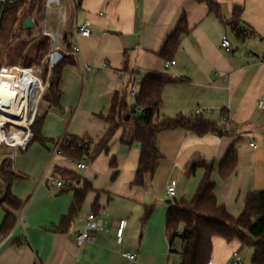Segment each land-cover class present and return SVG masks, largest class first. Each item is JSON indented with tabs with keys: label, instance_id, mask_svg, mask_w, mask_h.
I'll list each match as a JSON object with an SVG mask.
<instances>
[{
	"label": "crops",
	"instance_id": "crops-1",
	"mask_svg": "<svg viewBox=\"0 0 264 264\" xmlns=\"http://www.w3.org/2000/svg\"><path fill=\"white\" fill-rule=\"evenodd\" d=\"M215 1L221 20L198 0H79L76 8L68 6L71 17L65 32L71 36L75 25L88 21L91 35L79 40L80 51H72L74 64L65 66L60 105L47 107L42 134L52 140L44 146L49 152L46 160L51 156L49 164L29 174L15 164L18 156L13 160V169L22 178L13 182L12 192L24 204L19 210L0 209V227L6 210L17 217L11 233L0 235V264H169L172 252L166 222L170 208L164 205L169 180L178 181L174 199L191 200L205 172L204 167L193 166L200 161L213 164L217 201L233 217L241 214L249 194L264 190V110L260 108L264 99V0ZM238 8L240 26L248 34L245 38L228 25ZM183 18L188 32L181 35L177 50L167 60L161 56L162 49ZM224 36L231 42L230 51L222 46ZM172 60L176 63L165 68ZM157 73L167 74L172 81L163 89L156 118L199 115L227 133L198 135L184 128L161 131L157 145L163 158L146 187L132 184L141 150L123 129L116 131L107 151L86 162L85 169L77 168L78 161L56 153L65 135L87 134L98 141L105 134L109 122L104 117L112 96L128 89V82L118 80L120 76L126 81H143ZM77 90L78 101H73ZM128 103L134 105L135 99L129 97ZM199 108L204 111L197 113ZM230 150L237 153V165L222 179L218 167ZM113 157L116 168L110 166ZM56 168L76 171L94 188L66 232L57 231V225L70 208L73 191L62 193L63 187L50 184V177L64 182L54 175ZM148 207L153 211L146 218ZM92 213L103 220L104 229L92 233L94 241L79 245L77 235ZM122 220L126 224L119 244ZM244 247L237 239L214 238L211 264L233 262L234 252L244 264L240 253ZM128 253L135 254V259H128Z\"/></svg>",
	"mask_w": 264,
	"mask_h": 264
},
{
	"label": "trees",
	"instance_id": "trees-1",
	"mask_svg": "<svg viewBox=\"0 0 264 264\" xmlns=\"http://www.w3.org/2000/svg\"><path fill=\"white\" fill-rule=\"evenodd\" d=\"M205 3L218 19H222L220 6L215 0H198ZM28 8L25 16L21 15L24 8ZM39 8V9H38ZM35 9L40 11L38 0H20L14 6L9 7L3 20L2 28L10 21L20 27L16 28L15 35L25 26L27 18L32 19ZM241 9H235L233 18L228 22L232 30L241 38L248 36L246 30L240 26ZM21 16L19 20L17 16ZM26 28V27H25ZM27 30H31L26 28ZM188 32L186 20H180L175 32L168 37L161 52V56L171 60L180 43L182 34ZM69 33H66L63 53L53 69L50 86L47 89L45 102L48 108L58 107L62 98L60 88L63 69L68 64H74L72 56L71 41ZM48 51V41L44 38L37 44L35 54L31 58H26L22 63L24 66L39 63ZM172 81L165 73H157L146 76L140 86L135 104L129 105L127 89L123 94L118 92L112 96L111 104L107 115L104 117L109 122V128L98 140H93L89 135L82 136L65 135L64 144L61 145V153L67 158L86 162L94 161L102 151L108 150V144L117 130L123 129L124 134L130 131V142H138L140 145V157L135 174L133 185L146 187L148 181L152 179L159 161L163 158L158 149L157 136L161 131L184 128L198 135L207 132H217L224 135L225 129L217 126L213 122L196 116L186 118L178 116L176 118H156L162 106V92L165 85ZM47 113V112H46ZM46 113L39 115L34 126V136L29 144L38 142L46 145L52 142L42 134ZM128 142L127 144H129ZM28 146V147H29ZM1 157V156H0ZM237 165V153L230 150L218 167V172L222 179L230 176ZM110 166L116 168V159L113 157ZM204 167V175L197 187L195 195L191 200H173L168 215L166 228L170 237V252H178L180 255L179 264H208L212 258L214 238L219 237L228 242L239 240L243 246L254 250L251 264H264V190L249 194L245 200L244 208L238 217H233L227 209L218 203L214 193L216 182L213 179L214 165L200 161L192 169ZM55 175L61 177L65 186L62 193L73 191V200L70 208L64 214L57 231L66 232L79 215L85 198L94 188L90 182L83 178L76 171L67 169H55ZM22 178L12 169V163L7 158H0V182L4 183V188L0 189V209L4 205L13 210H19L24 204L21 199L12 192V184L15 180ZM153 208H147L146 218L152 213ZM17 217L10 211H6L5 218L0 227V235L7 236L14 229ZM176 239L179 240V251L175 247Z\"/></svg>",
	"mask_w": 264,
	"mask_h": 264
},
{
	"label": "built area",
	"instance_id": "built-area-1",
	"mask_svg": "<svg viewBox=\"0 0 264 264\" xmlns=\"http://www.w3.org/2000/svg\"><path fill=\"white\" fill-rule=\"evenodd\" d=\"M20 0H0V34L3 20L9 7L14 6ZM41 7V15L38 22L34 18L33 27L39 32L33 39L34 42L44 38L48 41V51L43 58V64L47 68V76H43L40 65L32 64L24 66L21 63L6 65L0 68V156L14 157L18 150H25L31 143L34 132L33 126L39 116L40 108L47 93L50 73L55 66L59 54L63 51L66 36V24L68 20V3L75 8L79 0H38ZM91 35L90 23L88 21L77 24L70 36L71 48L73 52L80 51L79 40ZM222 46L225 50L232 49L230 40L222 37ZM176 61H169L165 68L174 65ZM43 65V66H44ZM87 70H91L89 65H85ZM122 83L127 84V94L131 99H135L140 91L142 79L131 78L126 81L122 76L118 78ZM260 108L264 110V99L260 102ZM204 109H197V113H202ZM206 111H210L207 109ZM57 147V154L61 153V145ZM251 146H255L254 143ZM8 150V152H5ZM77 168H87L85 160L77 163ZM51 185L64 187V182L53 177L49 178ZM178 181L169 180L166 186V197L173 200L176 197ZM126 221H120L117 231V241H122L123 230ZM104 222L94 213L87 217L86 227L77 235V242L82 245L87 241H94L93 232L102 231ZM176 247V246H175ZM171 248V247H170ZM128 259L134 260L135 254L128 253ZM233 264H241V257L238 252L233 253ZM210 260L208 264H211Z\"/></svg>",
	"mask_w": 264,
	"mask_h": 264
},
{
	"label": "rangeland",
	"instance_id": "rangeland-1",
	"mask_svg": "<svg viewBox=\"0 0 264 264\" xmlns=\"http://www.w3.org/2000/svg\"><path fill=\"white\" fill-rule=\"evenodd\" d=\"M68 6H71L70 2L68 4ZM27 9H28L27 7L24 8V10H22V12H21V15L25 16L27 14V11H28ZM38 9H35L34 13L32 14V17L36 20V22H38V19L40 18V15H41V9L39 12H38ZM68 13H69L68 15L71 17V13L69 10H68ZM20 18H21V16L18 15L16 20H19ZM68 21H70V19ZM18 27H20V26H19V24H17V22L15 25H13L9 21L5 25V28L3 26L2 30H1V34H0V68L2 66L13 65L16 63H21L22 65H24L22 62L26 58L33 57L35 54V51L37 49V44L40 42V40L34 42L33 39L36 37V34L39 32V30L35 27H33L31 30H27L24 26L23 29L20 30L15 35V33L17 31L16 28H18ZM63 50H64V48H63ZM62 53H63V51H61L59 56ZM43 58H44V56H43ZM43 58L39 61V63H36V64L40 65L41 71L43 72V76L46 77L48 72H47V68L43 64ZM54 67H53V69H54ZM53 69L50 73L48 88L50 86V81H51V77L53 74ZM64 69H65V67H64ZM64 69H63V72H64ZM78 92L79 91L77 90V91H75V93H73V95H72L73 101H78V97H79ZM47 107L48 106L45 102V97H44V102L41 105L39 115L46 113ZM126 136L130 137L129 129L127 130ZM48 147H49V149L53 148V147H51V145H48ZM47 151L48 150H46L44 145H42L38 142H35L27 150H24V151L18 150L16 152V157L18 156V161H16L15 156L13 158L10 156L9 157L6 156L3 158H7L11 161L12 169H13V160L15 158V164L18 165V168L19 169L20 168L27 169L28 173L31 174V172H33L35 170H40L42 168V165L43 166L45 165V168L47 167L46 165L49 164V162H50L49 159H51V156H49V159L46 160L45 157L49 154V152H47ZM5 152H8V150H6ZM49 170L50 169H47L46 172H49ZM50 171L52 174V170H50ZM3 188H4V186H0V189H3ZM51 188H53V187H51ZM164 205L167 208H171V204H167V203H165V201H164ZM4 207H7L8 209L10 208V207L4 205L2 207V209H4ZM174 245L176 246L177 250L179 251L180 245H179L178 239H176ZM252 251H253V249L250 247H244L243 250L240 251V253L244 259V264H251V253H252ZM179 263H180L179 253L178 252H172L170 259H169V264H179ZM216 264H233V262L231 259H229V261L216 260Z\"/></svg>",
	"mask_w": 264,
	"mask_h": 264
},
{
	"label": "water",
	"instance_id": "water-1",
	"mask_svg": "<svg viewBox=\"0 0 264 264\" xmlns=\"http://www.w3.org/2000/svg\"><path fill=\"white\" fill-rule=\"evenodd\" d=\"M33 21H32V19H30V18H27L26 20H25V27L26 28H29V29H32L33 28ZM172 200L171 199H167L166 200V203L167 204H172Z\"/></svg>",
	"mask_w": 264,
	"mask_h": 264
}]
</instances>
